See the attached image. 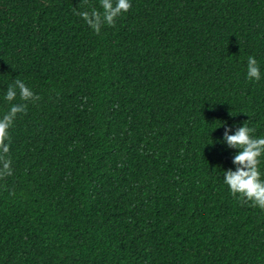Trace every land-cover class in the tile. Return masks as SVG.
<instances>
[{
	"label": "trees",
	"instance_id": "16d2710c",
	"mask_svg": "<svg viewBox=\"0 0 264 264\" xmlns=\"http://www.w3.org/2000/svg\"><path fill=\"white\" fill-rule=\"evenodd\" d=\"M129 3L109 25L101 0H0V119L26 104L0 264H264V209L224 183L225 134L264 138V0Z\"/></svg>",
	"mask_w": 264,
	"mask_h": 264
},
{
	"label": "clouds",
	"instance_id": "9594fccd",
	"mask_svg": "<svg viewBox=\"0 0 264 264\" xmlns=\"http://www.w3.org/2000/svg\"><path fill=\"white\" fill-rule=\"evenodd\" d=\"M102 6L106 12L105 19L109 25L114 23V17L122 12H127L131 7L129 0H116L115 6L112 3H108V0H101ZM80 15L86 20V22L97 32H99V26L91 24L87 21V14L80 13ZM249 74L253 77L257 76V69L253 67L256 64V59L249 56ZM18 86L19 96L21 101H28L30 99H38L34 97L33 92L25 86V84L16 80L14 82ZM17 96V92L13 91L10 85L6 91L5 99L7 101H13ZM26 110V104L21 103L19 106L11 105L8 112L0 119V150L3 154H7L9 151L8 145L5 144V139L8 135V129L12 126L16 113L24 112ZM250 127L246 124L241 126L235 135L228 136L225 134V139L231 146L238 147L240 151L234 158V163L241 165L235 173L229 171L224 175V183L228 186L229 191L235 195L237 193L247 201H253L255 206H259L264 209V183L260 180V172L258 170L259 160L258 157L264 153V138L250 139L248 133ZM3 159L4 174L10 175V160ZM246 169V170H244Z\"/></svg>",
	"mask_w": 264,
	"mask_h": 264
}]
</instances>
